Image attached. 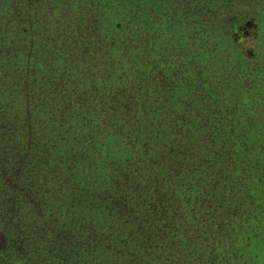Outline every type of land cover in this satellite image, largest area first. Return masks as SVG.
<instances>
[{"label": "trees", "instance_id": "obj_1", "mask_svg": "<svg viewBox=\"0 0 264 264\" xmlns=\"http://www.w3.org/2000/svg\"><path fill=\"white\" fill-rule=\"evenodd\" d=\"M0 264H264V0H0Z\"/></svg>", "mask_w": 264, "mask_h": 264}, {"label": "rangeland", "instance_id": "obj_2", "mask_svg": "<svg viewBox=\"0 0 264 264\" xmlns=\"http://www.w3.org/2000/svg\"><path fill=\"white\" fill-rule=\"evenodd\" d=\"M1 245V244H0Z\"/></svg>", "mask_w": 264, "mask_h": 264}]
</instances>
